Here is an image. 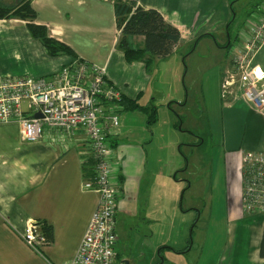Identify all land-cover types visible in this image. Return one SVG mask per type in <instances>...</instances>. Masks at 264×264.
<instances>
[{
  "label": "crops",
  "instance_id": "crops-1",
  "mask_svg": "<svg viewBox=\"0 0 264 264\" xmlns=\"http://www.w3.org/2000/svg\"><path fill=\"white\" fill-rule=\"evenodd\" d=\"M122 1H133L143 9L157 11L178 30L180 40L174 54L184 48L188 53L181 59L183 64L187 56V60L192 59L189 85L184 82L189 66H184L182 74L181 65L179 70L176 62L170 63L177 59L156 61V67L166 63L165 68L171 74L174 71L178 74L174 82L171 75L164 77L167 83H174L172 100L176 104L188 100L187 87L199 86L202 104L209 105L210 99L214 104L209 105L208 112L214 110L216 115L219 110L220 152L223 159L232 162L234 157L237 161L228 177H234L238 212H233L224 229L223 237L226 238L216 246L215 260L218 264H264V259L259 257L264 218L240 213L241 157L244 151L264 152V112L244 101L234 83L237 78L233 85L223 86L233 75L234 46L246 38L248 26L262 16L263 0L245 4L238 0L242 16H239V30L234 34L227 32L228 23L237 16L230 3L232 0ZM116 2L30 0L37 14L34 22L46 29L48 37L70 48L75 58L50 54L32 37L25 21L0 20V76L50 80L67 64L83 61L104 69L108 84L119 89L126 100L138 99L140 106L152 107L160 94L154 87L151 92L147 89L155 75L147 73L140 61L126 63L122 51L117 48ZM130 43L141 48L143 39L132 38ZM211 56L219 63L213 64L216 72L210 76L208 88L213 95L208 98L207 80L203 79L199 85L196 76L200 72H204L201 74L204 76L207 74ZM193 59L204 60V64L195 63ZM253 64L264 71V41L254 54ZM132 70L141 74L137 81L144 80V89H138L143 84L136 82L135 86V81L127 79ZM161 80L164 81L163 77ZM161 80L154 82L162 83ZM166 96L170 97L169 90ZM148 98L152 101L144 105ZM120 108L121 111L117 110L119 125L108 137L112 147V178L117 189L114 221L116 246L120 247L118 251L115 248L116 258L119 255L123 264H132L135 255L143 262H154L159 257L160 264H164L161 255L164 248L181 258L193 257L195 252L201 255L210 244V234L201 225L208 210L194 202L187 207L182 205L191 185L186 179L188 159L181 144L178 145L177 137L164 139L161 126L150 121L151 114L124 111L121 104ZM21 110L26 116L39 112L27 100L22 101ZM133 119L137 122L135 125ZM209 136L212 137L211 132ZM203 145L204 140L198 147ZM88 148L80 131L67 133L45 129L40 139L28 142L22 140L18 123H0V264H45V260L62 264L73 258L98 199L96 191L84 187V181L91 176ZM178 177L182 183H187L186 189L180 187ZM209 198L210 195L207 201ZM28 220L51 227L49 243L40 253L24 241ZM147 255L152 260L146 258Z\"/></svg>",
  "mask_w": 264,
  "mask_h": 264
},
{
  "label": "built area",
  "instance_id": "built-area-1",
  "mask_svg": "<svg viewBox=\"0 0 264 264\" xmlns=\"http://www.w3.org/2000/svg\"><path fill=\"white\" fill-rule=\"evenodd\" d=\"M263 41L264 0L262 16L248 26L246 38L234 46L233 75L224 83L233 85L234 78L238 79L234 83L244 101L261 111L264 71L253 64V57ZM122 97L108 84L104 69L83 61L67 64L50 80L0 76V123H18L22 140L28 142L40 139L45 129H58L82 132L89 145L91 176L84 187L96 191L97 206L73 258L62 264H118L114 221L117 189L108 137L119 125L117 110L121 109ZM25 100L38 108L41 118L24 115L21 107ZM241 164L243 212L264 218V152L244 151ZM23 238L37 253L47 245L40 225L33 220L26 223ZM45 264L53 263L45 260Z\"/></svg>",
  "mask_w": 264,
  "mask_h": 264
},
{
  "label": "rangeland",
  "instance_id": "rangeland-1",
  "mask_svg": "<svg viewBox=\"0 0 264 264\" xmlns=\"http://www.w3.org/2000/svg\"><path fill=\"white\" fill-rule=\"evenodd\" d=\"M2 1L6 4H14L15 0ZM250 1L252 0H241L240 3L245 4L249 3ZM238 2V0L230 1L235 14L237 15L236 19H240L239 16H242V13H240L242 7L239 6ZM187 53L188 52L185 51V49L183 48L179 49V52L177 54H173L171 57H169L171 58L169 60L177 59L175 61H171L170 63L176 62L177 69L179 70L181 68V65L182 74L185 73L184 66H189L188 72L184 78L186 86L189 85L192 76L191 64H193L192 59L187 60L188 56L186 57L185 64H183L181 59L182 57L184 58ZM193 60L195 63L204 64V60ZM157 63L158 62L155 61L147 72H151L153 73V75H155L154 79H152V81L148 83L147 89L149 90V92H151L152 87H154L155 91L160 92V94L157 96L158 100L156 102H152L154 103L153 106L156 112V124H159L161 126L162 137L164 139L167 140L168 137H177L178 145L181 144V149L188 159L189 171L186 173V179L191 185V190L186 192L182 201V205H185V207H187L190 202H192V205L194 202L195 205L199 204L200 207L204 206L205 210H208L206 212V215L204 216L201 225L204 227L205 231H208V233L210 234V244L208 247V244H206L207 248L204 249L201 255H199L198 252H195L194 255L192 254L193 257L181 258L176 256V254L174 255L171 252H166V250H164L166 248H164L163 250H161V252H164V254H161L164 257H162V259H164V264H218V261L215 260L216 253L218 252L216 251V246L218 247V245L222 243V241L226 238L223 237L224 229L232 219L231 217L233 212H238V209L236 208V206L238 205V200H236L235 185L233 184L234 177L233 175L231 179L230 177H228L231 175V171L233 170L234 165L237 161L234 157L232 158V162L230 160L223 159V155L220 152L219 110L216 111V115H214V110L208 112V110L210 109L209 105L211 107L213 104L212 100L210 99L211 103H209V105L207 103L203 105L201 101V95L199 93V86H191L187 87L186 89V96L188 97V100L185 99L182 100L180 104H176V102L172 100V94H174L175 89L173 86V82L176 80V76L178 78V74H175V71L171 74L167 70V68H165L166 63H161L159 66L156 67ZM216 63H219V61L215 57L211 56L210 61L208 63L209 65L207 64V74L204 76L201 75L204 72H200V75L196 76L199 85L203 79L207 80L208 85L205 87V89L208 92H206L208 98L213 95L210 92L211 89L208 91V88L211 85L210 76H213V74L216 72V69H212L213 64ZM194 70L196 71V69ZM136 73H134V71L132 70L130 73L127 74V79L135 81V86L136 82L141 85L143 84L144 86H140L138 87V89H144V80L137 81L138 77H140L141 74L138 75V73ZM167 75H171V77L173 78V82L171 80L170 82L173 84H169L165 81L164 77H166ZM161 77H163L164 81L161 80ZM208 78H210L209 81ZM154 80H161L162 83H155ZM224 88H227V86L224 85ZM168 90L170 93V97L166 96ZM163 94L165 95L164 98H162ZM145 96L149 97L147 93L145 94ZM179 99L181 100L182 98ZM151 101L152 100L148 98L147 102L144 105ZM140 103L142 102L140 101ZM182 103H184V105H182ZM215 107L218 106L216 105ZM203 108L205 109V111ZM206 111L208 112V114L205 113ZM136 123V120L133 119L132 124L135 125ZM210 132L212 133V137L209 136ZM214 135L216 136L214 137ZM201 140H204V145L198 147L199 143L202 142ZM165 144L166 143H164V145ZM187 145H193L195 148H191V146L188 147ZM178 178H180V187H182V189H186L187 183H182L181 177ZM205 186V194L202 197L201 193ZM208 195H210L209 201H207ZM187 198H189V200H187ZM242 206L243 202H241L240 213L244 215ZM219 239L221 240V242L218 241ZM119 247L120 246L118 245L116 246V251L119 250ZM144 250L146 251L147 248H145ZM135 257L136 260L132 264H160L161 262L159 257H157L154 262H143L141 261L142 258H138L139 256L135 255ZM146 258L151 259L149 255H147ZM121 261V257L118 255V257L116 258V262L118 264H121Z\"/></svg>",
  "mask_w": 264,
  "mask_h": 264
},
{
  "label": "trees",
  "instance_id": "trees-1",
  "mask_svg": "<svg viewBox=\"0 0 264 264\" xmlns=\"http://www.w3.org/2000/svg\"><path fill=\"white\" fill-rule=\"evenodd\" d=\"M36 15L30 5V0H15L14 4H6L0 0V20L16 19L25 21L32 37L39 40L50 54H66L75 58L70 48L48 37L46 29L34 22ZM114 15L118 31L117 48L122 51L126 63L131 64L140 61L148 71L155 61L166 60L174 54L180 40V34L157 11L143 9L133 1L117 0L114 5ZM136 37L143 39L141 48H135L130 43V39ZM229 47H231V44H229ZM137 100H126L122 97L120 104L124 111H143L149 115L151 114L150 121L156 122L154 106L150 108L140 106ZM91 164L92 162H90ZM244 216L253 217L255 215L244 213ZM38 224L48 245L51 227L43 223ZM259 257L264 259V223Z\"/></svg>",
  "mask_w": 264,
  "mask_h": 264
},
{
  "label": "flooded vegetation",
  "instance_id": "flooded-vegetation-1",
  "mask_svg": "<svg viewBox=\"0 0 264 264\" xmlns=\"http://www.w3.org/2000/svg\"><path fill=\"white\" fill-rule=\"evenodd\" d=\"M238 26H239V19L238 18L236 19V17L233 16V18L231 19V21L228 23L227 32L229 34H234L237 30H239Z\"/></svg>",
  "mask_w": 264,
  "mask_h": 264
},
{
  "label": "water",
  "instance_id": "water-1",
  "mask_svg": "<svg viewBox=\"0 0 264 264\" xmlns=\"http://www.w3.org/2000/svg\"><path fill=\"white\" fill-rule=\"evenodd\" d=\"M34 117H35V118H41L42 116H41V114H40L39 112H37V113L34 114ZM120 263H122V262H120ZM122 264H123V263H122Z\"/></svg>",
  "mask_w": 264,
  "mask_h": 264
}]
</instances>
